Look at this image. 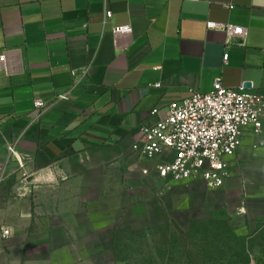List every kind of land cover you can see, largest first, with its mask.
<instances>
[{
	"label": "crops",
	"instance_id": "1",
	"mask_svg": "<svg viewBox=\"0 0 264 264\" xmlns=\"http://www.w3.org/2000/svg\"><path fill=\"white\" fill-rule=\"evenodd\" d=\"M210 21L246 28L245 43ZM2 54L0 264H98L99 212L154 196L133 151L152 111L218 80L264 96V0H0ZM37 100L53 104L41 117Z\"/></svg>",
	"mask_w": 264,
	"mask_h": 264
},
{
	"label": "rangeland",
	"instance_id": "2",
	"mask_svg": "<svg viewBox=\"0 0 264 264\" xmlns=\"http://www.w3.org/2000/svg\"><path fill=\"white\" fill-rule=\"evenodd\" d=\"M229 172L219 190L157 181L134 214L131 196L99 212L98 264H264V145L246 142Z\"/></svg>",
	"mask_w": 264,
	"mask_h": 264
},
{
	"label": "built area",
	"instance_id": "3",
	"mask_svg": "<svg viewBox=\"0 0 264 264\" xmlns=\"http://www.w3.org/2000/svg\"><path fill=\"white\" fill-rule=\"evenodd\" d=\"M207 2L212 0H184ZM233 9V7H230ZM113 16L107 11L106 19ZM210 30L225 33L228 45L244 44L248 31L230 23L208 22ZM131 27L115 28L116 35L128 34ZM228 62L229 55L224 58ZM9 70L7 56L0 55V71ZM160 87V85H157ZM70 92L57 95L58 100H67ZM53 104L42 100L35 102L39 117ZM152 116L157 121L141 129V140L133 145L140 159L151 162L141 169L145 176H154L164 184L202 182L210 190L224 187L230 172L232 159L246 144L252 141L253 148L264 145V96L249 91L246 87L231 89L216 81L210 93L193 91L191 96L164 109H154ZM9 153L16 157V145H8ZM3 238L11 236L3 229Z\"/></svg>",
	"mask_w": 264,
	"mask_h": 264
}]
</instances>
